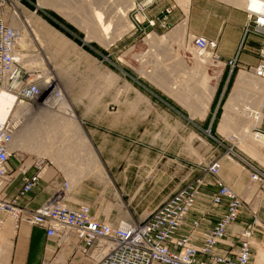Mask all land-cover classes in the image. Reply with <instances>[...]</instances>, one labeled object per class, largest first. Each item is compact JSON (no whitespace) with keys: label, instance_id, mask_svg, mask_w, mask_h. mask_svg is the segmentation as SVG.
Listing matches in <instances>:
<instances>
[{"label":"rangeland","instance_id":"374dc122","mask_svg":"<svg viewBox=\"0 0 264 264\" xmlns=\"http://www.w3.org/2000/svg\"><path fill=\"white\" fill-rule=\"evenodd\" d=\"M136 1L111 0V8L108 9L102 7L96 0H51L46 5L41 4L40 0H0V11L5 14L3 20L16 28L20 32V39L23 37L26 42L25 47L19 44L18 54L23 65L31 73L30 79L38 78L37 81L41 86L46 85L44 95L39 101L30 104L28 100L20 98V101L23 100L34 108L35 114L21 115L19 121L14 119L18 129L24 125L28 128L26 129L28 141L24 148H17L19 152L11 156V173L19 171V169H27L25 176L29 175V172L39 171L41 176L48 173L60 174L61 188L64 187L65 182L69 185L68 198H70V192L80 190L82 185L87 183L89 190L100 196L101 200L96 205L97 213H104L112 224L147 219L153 209L150 210L142 204L137 206V203L142 200L144 202L152 200L154 196H131L123 193L117 187L86 124L81 120L80 113L83 109H87L89 112L105 110L114 116L115 125H117L120 122L123 123L122 119L128 118L137 122V110L145 108L147 128L149 129L145 140L142 138L144 126L135 130L130 127V129L115 133L120 138L118 145L120 162L123 152L133 143L138 146L139 150L138 154L135 153L131 156V159L132 162L138 164L145 158L144 153L140 155L141 148L148 147L154 140L156 145L152 149L153 152L149 153L151 159L157 153L160 157L163 156V160L170 156L178 157L180 162L189 169L203 167L215 160H221L223 163V158L236 164L243 171L250 172L249 165L258 167L255 165L257 161L255 162L245 153L240 141L232 137L231 131L237 130V127L233 128L237 125L236 122L231 123V131L225 134L218 132V124L226 110L225 104L232 91L236 76L241 71L240 69H244L246 73L250 74L244 67L251 64H246L243 67L237 65L234 68L230 65L214 67L209 56L210 60L205 62L202 68L206 69L213 77L212 85H216V90L208 108L205 107L207 110L202 117L203 111L198 110H203L208 93L206 87L198 86L200 85L199 77L188 73L196 61L193 53V49H196L193 48L188 37L190 33H187L186 27L183 41L179 38H170L172 36L170 32L174 31L173 28L184 22L187 26L188 7L185 6L187 0H161L149 8L146 14L137 15L139 20L142 19L140 16L143 19L146 16L150 19L158 16L159 19L154 25H150L148 20L142 23L137 21V12L133 9V3ZM221 1L235 5L226 0ZM166 6H174L166 20L167 24L161 20L162 11ZM129 7L131 8L127 15L120 20V24H117L119 19L114 16ZM95 8H101L103 14L107 16L106 21H110L108 39L106 38L105 42L90 33L89 27L92 20H96L93 14ZM174 13H178V16L181 13L182 17L174 21L171 19V14ZM185 18L186 21H184ZM163 35H167V41L165 39L158 41L154 38ZM255 40L256 38L249 37L245 45H243L244 42L242 43L243 54L251 51L249 43H254ZM201 56L204 57L202 54ZM253 56L257 60L255 52H253ZM177 59H181L180 63ZM182 80L184 81L182 82ZM171 85L174 86L172 88L174 90L186 91L184 102L176 99L169 92L167 87ZM52 90L54 91L52 96L57 95L60 98L59 101L54 104L48 101L43 102L45 95L50 94ZM137 91L144 95V98ZM243 98L244 96L240 102L244 101ZM165 104L178 113V125L172 124L170 115L163 111ZM42 106H46L47 109H41ZM71 111L76 115L77 125L86 132L97 153L101 161L100 164L103 166L101 170L98 169L99 166L95 167L98 164L91 158L83 160L86 156H83L85 152L82 149H79L78 154L72 151L69 158L60 162L52 159L51 156L54 155L55 148L48 146L45 142V139L49 140L52 135L49 136V132L46 133L43 127H46L50 120L57 121L59 119V122H63L64 119H70ZM245 112L247 113V110ZM37 113H40L41 116ZM42 113H44L43 117ZM206 113H208L207 117ZM10 117L13 119L12 116ZM204 117H206V125L201 124ZM187 119H190L194 125L187 127ZM151 123L154 124V127H150ZM74 129L72 124L70 128L62 129L60 127L55 133L65 134L68 132V136H70ZM253 131L256 130L253 129ZM73 136L72 140L75 139ZM169 139L175 140V146L171 148L164 146V143ZM260 151L264 155L263 147ZM170 152L171 154H169ZM219 152L221 155L218 154ZM79 153L84 158L79 156ZM209 157L211 162H209ZM188 168L181 172L185 173L189 170ZM258 168L262 170L260 167ZM133 172L138 173L137 166L134 167ZM203 172L206 173V171ZM23 177L24 175L22 180ZM136 180L138 182L139 179ZM66 202L71 206H78L70 204L67 200ZM82 204H87L92 208L94 203ZM0 245L2 246L1 242ZM256 246H258L260 254L259 242L256 243ZM259 254V258L264 257Z\"/></svg>","mask_w":264,"mask_h":264},{"label":"built area","instance_id":"2783aa9c","mask_svg":"<svg viewBox=\"0 0 264 264\" xmlns=\"http://www.w3.org/2000/svg\"><path fill=\"white\" fill-rule=\"evenodd\" d=\"M161 0H137L134 2L136 19L139 23L148 20L154 25L155 18L145 17L142 21L138 14L147 12ZM174 6H166L162 11V21L167 24L169 14ZM248 22L244 27L242 43L250 34L258 36L259 47L255 51L257 62L244 67L247 72L264 79V12L246 9ZM193 46L201 53H210L211 64L214 67L230 65L234 68L242 65L239 60L242 43L235 55L222 61L217 52L218 40L202 35L188 34ZM20 32L0 18V89L24 98L29 103L37 102L43 97L38 78L30 79V71L23 65L17 52ZM48 83V82H46ZM45 101V97L43 102ZM250 117L259 122L253 127L264 136V100L255 111H249ZM17 124L12 119L0 121V211L10 214L16 222L26 221L39 225L46 231L48 237L66 239L74 234L81 242L82 250L87 252L93 246L103 250L104 254L97 264H264V257L254 254L253 248L257 241L255 230L264 231L263 224L255 212L248 208V202L220 177L221 160H215L205 166L215 178L217 190L212 197L216 205L226 204V210L219 216L216 223L209 229H201L203 217L194 219L188 234L179 233L188 214L194 209L201 178L191 180L168 195L150 212L143 221L112 224L106 219L96 216L89 205L71 206L66 202L69 185L65 182L51 198L35 210L20 206L14 199L6 196V188L11 181V156L18 152L14 146V135ZM251 179L259 182L264 188V171L254 165H249ZM24 170L21 193L33 190L41 179L40 171L29 175ZM242 210H248L252 222L244 226L236 235L238 248L236 251H217L219 244L231 245L227 241L228 226L235 222ZM3 221L0 218V226ZM199 236L201 243L195 242ZM264 251V241L259 242ZM259 254V253H258Z\"/></svg>","mask_w":264,"mask_h":264},{"label":"crops","instance_id":"0c3cea01","mask_svg":"<svg viewBox=\"0 0 264 264\" xmlns=\"http://www.w3.org/2000/svg\"><path fill=\"white\" fill-rule=\"evenodd\" d=\"M177 14H171V19L175 21L182 17L181 13L179 16ZM3 15L5 14L0 11V18H4ZM247 22L248 17L244 7L231 5L221 0H190L187 14V33L217 39V52L222 61L228 60L237 52L242 43L244 27ZM249 37L256 38V40L254 43H249L251 53L243 54L242 51L240 52L239 60L242 65L254 64L257 61L253 52L258 49L260 38L250 34L246 37L243 45ZM163 108V111L170 115L171 123L178 125V113L166 104ZM137 113V122L128 118L122 119L123 123L120 122L117 125H115L114 116L105 110L89 112L87 109H83L80 115L92 140L104 158L117 187L123 193L131 196H154L152 200L140 201L137 206L142 204L151 210L180 186L190 180L201 178L203 183L199 187L195 207L188 214L179 233L188 234L191 230V222L201 217L204 219L200 230L211 228L226 210L227 205L225 203L216 205L212 202L217 185L214 176L205 170L206 164L203 167L198 166V168L189 169L180 162L178 157L170 156L163 160V156L160 157L159 153L151 159L149 153L153 152L152 149L156 145L154 140L150 142L148 147L141 148L142 153L140 155L144 153L145 158L140 160L138 164L132 162L131 159V156L135 153L138 154L137 151L139 150L138 146L133 143L123 152L122 161H119L118 145L120 138L116 136V131L130 129V127L135 130L144 126L142 138L146 139L149 130L146 121L147 113L145 108H139ZM174 117L176 119H173ZM206 117L203 118L202 125H206ZM186 125L189 127L190 125L193 126L194 123L187 119ZM150 127H154V124L151 123ZM174 143V139H169L164 143V146L171 148L175 146ZM218 154L221 155L220 152ZM222 160L224 162L220 170V177L248 202V208L255 212L264 226V188L260 187L259 182L251 179V171H243L236 164H232L224 158ZM254 160L257 161L255 165L264 170V165L259 160ZM209 162H211V158ZM136 166L138 173L133 172ZM185 168L189 170L185 173L181 172ZM31 173L29 172V174ZM23 175L24 170L22 169L10 173L11 181L6 188V196L14 199L17 204L28 210L38 208L60 190L62 185L60 174L48 173L41 176L38 185L33 190L21 193ZM136 179H139L138 182ZM70 193V198H68V191L65 198L70 204L94 203L91 208L92 212L101 219H108L104 213H97L96 205L101 199L98 194L89 190L87 183L82 185L80 190ZM0 218L3 221L0 226V242L2 243V246L0 245V264H97L104 254L103 250L97 246H93L84 252L81 242L74 234L60 240L58 237H48L45 229L39 225L30 224L26 221L16 222L15 218L8 213L0 211ZM251 222V213L248 210H242L237 220L228 226L226 239L231 245L221 243L216 250L232 249L236 251L238 248L237 233ZM254 238L257 242L264 241V231L259 228L256 229ZM195 242L201 243L198 235L195 237ZM253 251L257 256L259 253L258 246L255 245Z\"/></svg>","mask_w":264,"mask_h":264},{"label":"bare ground","instance_id":"6f19581e","mask_svg":"<svg viewBox=\"0 0 264 264\" xmlns=\"http://www.w3.org/2000/svg\"><path fill=\"white\" fill-rule=\"evenodd\" d=\"M49 1H51V0H40V3L43 5H46L49 3ZM96 1L100 2V5L102 7H106L108 9L111 8V0H96ZM226 1L232 2L233 4H235L239 7H242V8L244 7L245 10L247 8H250L253 11L264 12V0H226ZM51 5H54V4H51ZM133 5H134V3H133ZM185 6L188 7L187 8V14H188L189 6H190V0L186 1ZM130 8L131 7L127 8L126 10H121L120 12H118L119 14L117 13L118 15L114 16V17H116V19H119L117 24L121 23L120 20L124 19V16L127 15V12L129 11ZM93 14L95 15L97 21L94 19L92 20V24L89 27L90 33L92 35H95L98 39L104 40V42H105L106 38L108 39L110 21L109 22L106 21L107 16H105L103 14V11L101 10V8H95V11ZM141 18L143 19V17L140 16V19ZM184 21H186V18ZM126 25L128 26V24H126ZM129 27H130V24H129ZM186 27H187L186 23L184 22L181 25H178L175 28H173L174 31H173V33L170 32V34H172V36L169 35V36H171L170 38H173V39L179 38L181 41H183ZM169 36H168V38H169ZM156 37H157V35H156ZM156 37H154V38L157 39L158 41H163L164 39L165 40L167 39V35H163L159 38H156ZM18 43L20 45H22L23 47H25V45H26V42H25L23 37L21 39L19 38ZM193 48H195V47H193ZM18 52H17V55L19 57ZM193 53L195 55L194 58L196 59V61H195L194 65L192 64L193 68L190 70L188 69L189 70L188 73L192 74V76H198L199 80H200V85H198V86L202 87V88L206 87V90L208 93V96L206 97V100L204 101L203 110H198L200 112L203 111V113L201 114L203 117L206 110H207V109H205V107L208 108V105L210 104V102L212 100L213 94L216 90V85H212V78L213 77L211 76V74L208 71H206V69L202 68L203 64L210 60L209 59L210 53L205 52L204 54H202V55H204V57L201 56V53L197 49L196 50L193 49ZM21 55H22V53H21ZM19 59L22 62V59L20 57H19ZM179 60H181V59H179ZM179 60H178V63H180ZM182 62H184V61H182ZM240 70H239L240 72L236 76V80L234 82L232 91H231L230 95L228 96V100L225 104L226 110L224 111L222 118L218 124V132L225 134L226 132L231 131V129H232L231 123L236 122L237 125L233 126V128L237 127V130L231 131L233 139L235 138L238 141H240L242 147L246 151L245 153H247V155L249 157L256 159V160H259L264 165V155L260 151V149L262 147L264 148V136L258 134L256 131H253V127L255 125H257L259 122H257V120L250 117V115H249V111L250 110L255 111L256 109H258L260 107L262 101L264 100V79L258 78L251 73L248 74L245 72L244 69H240ZM242 70H244V71H242ZM181 76H183V75H181ZM162 81H163V78H162ZM183 81L184 80H182V82ZM41 87H42V91L44 92L46 85H43ZM173 87L174 86L171 85V86H168L167 89L169 90V92H171V94L174 95V97L176 99L184 102V100H185L184 94L186 91H184V90L181 91V90H177V89L174 90V89H172ZM137 92L140 94L139 91H137ZM53 93H54V91L52 90L50 92V94L45 95V101L44 102L48 101L49 103L51 102L52 104L58 102L60 98L57 97V95L52 96ZM141 96H142V98H144L143 97L144 95H141ZM243 96H244V98H243L244 101L240 102V100ZM61 101H62V99H61ZM241 105H243V107H241ZM41 109L44 110L47 108H46V106H42ZM246 110H247V113L245 112ZM34 111H35L34 108L30 107L28 105V103L24 102L23 100L20 101V99L17 96H15V94L10 93L4 89H0V121L12 119L10 117V116H12L13 117L12 120L14 122H16V121L20 120L21 115H26V114L34 115L35 114ZM40 111L42 112V110H40ZM194 111H195V109H194ZM46 113H48V112L46 111ZM195 113H197V112H195ZM38 115L41 116L40 113ZM43 116H44V113H42V117ZM72 124L74 125L75 129H74V132L70 134V136H68V132L65 134H62L59 132L55 133V131L59 130L60 127H62V129L66 128V127L70 128V126ZM43 128H45L46 133L49 132V136H50V134L52 135V138L50 137L49 140L45 139V142L48 144V146H54V148H55V151L53 150L54 155L52 154V156H51L52 159L60 162L64 159H66L68 156L70 157V155H72V151H75L73 153L78 154L79 149H82L85 152V154L83 156H86V157L85 158L82 157L80 153H79L80 154L79 156L84 158L83 160H85L86 158L87 159L91 158L92 160L97 162L98 165L95 166L96 168L98 166H99L98 169H100V170L103 168V166L100 164L101 161H100L97 153L95 152L86 132L84 130H81L79 128V125H77L76 115L72 111H71V118L70 119H64L63 122H61V121L59 122V119L57 121L50 120L49 122H47L46 127H43ZM26 129H28V128L24 125V127L23 126L19 127V129H17L15 132L14 146L18 149L24 148L27 145L26 141H28V139H27V135H26V133H27ZM46 133H44V134H46ZM72 135H74L73 137H75L74 140L71 139ZM40 136H42V135H40ZM45 138H46V136H45ZM42 139H43V137H42ZM76 145H78L79 147L77 148ZM38 147H39V145H38ZM40 148H41V144H40ZM18 152H19V150H18ZM91 165H93V164H91ZM106 183H108V182H106ZM125 223H128V222H124V221L121 222V224H125ZM260 252H261L260 256H262L263 250L260 249Z\"/></svg>","mask_w":264,"mask_h":264}]
</instances>
